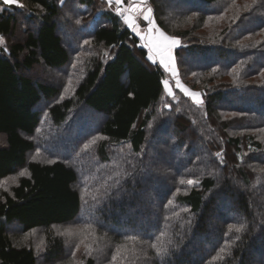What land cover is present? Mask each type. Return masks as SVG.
Here are the masks:
<instances>
[{
    "label": "trees",
    "instance_id": "1",
    "mask_svg": "<svg viewBox=\"0 0 264 264\" xmlns=\"http://www.w3.org/2000/svg\"><path fill=\"white\" fill-rule=\"evenodd\" d=\"M20 2H0L8 46L0 47V180L27 175L0 194V264L70 257V244L51 233L41 256L16 244L11 226L28 234L85 222L94 225L85 264H113V255L114 264H264V0H149L156 24L184 42L180 76L204 101L180 96L170 109L165 71L100 0ZM178 22L190 26H167ZM27 23L33 27L19 34ZM82 51L94 55L68 95V67ZM39 65L57 72L55 82L29 75ZM40 106L65 141L29 138L42 123ZM38 147L53 161H29ZM230 224L247 227L230 232ZM161 236L172 243L157 257L150 244ZM121 245L135 247L137 258L117 254Z\"/></svg>",
    "mask_w": 264,
    "mask_h": 264
},
{
    "label": "rangeland",
    "instance_id": "2",
    "mask_svg": "<svg viewBox=\"0 0 264 264\" xmlns=\"http://www.w3.org/2000/svg\"><path fill=\"white\" fill-rule=\"evenodd\" d=\"M64 2H65V0H64ZM100 2H101V5L103 6V8L111 9L114 12L117 13V11H116V5L114 3L110 7L108 5V3H107V0H100ZM148 3L152 7V5L150 4L149 0H148ZM127 4H128V0H125L124 6L126 7ZM67 8H69V7H67ZM166 11H169V10H167V8H166ZM153 15H154V11H153ZM194 18L197 19L196 16ZM154 19H155V17H154ZM195 19H194V21L192 20V22H190V24L191 23H194L195 22ZM121 20L124 23V20H123L122 17H121ZM170 20L171 19H169L168 21L173 23V21H170ZM155 23H156V21H155ZM172 23L169 24V25H167V26H168V28L170 30H173V31H176V29H183V30H185L187 27L190 26L189 23H188V25H187V23L185 25L182 24V23H179V22L178 23H175V24H172ZM137 24L139 25L140 34L143 35V36H148V32H147L148 24H147V22L144 21L142 19V17H137ZM125 25L128 27L127 24H125ZM31 27H33V26L30 25V24H28V23L25 24V25L21 24V26L18 29V32H19V34H22V33H24V31L28 30ZM162 31L167 36L177 38L175 36H172V35L166 33L164 30H162ZM134 33L136 34V32H134ZM153 35H156V33L153 32ZM195 35L197 37V36H201L202 34H201V32H196ZM137 36L140 39V46L143 47V48H145L147 50V52H148V58H147L148 63H150L152 65L159 64L163 68V70L166 73V79L169 81V86L172 88L173 92L175 93L176 99H173L171 96H169L165 92L164 99L166 101H164V104L163 105L165 106L167 104V105H171V107H172V104H174V103L175 104L176 103L178 104V103L182 102L183 100L181 99L180 96H182V98H184L186 100H191L192 102H194V100L190 96L185 95L178 87L175 86L176 77H173L172 74L169 71H166L165 70L164 66L160 63V58L158 56H155L154 53H150L148 47H145L144 46L145 45V40H142L140 35H137ZM177 39H179V41H180V46L176 47L173 50V55L175 56V59H176V66H177L178 77H179L181 83L185 87H187L190 91H193V92H197V93L202 94L200 91H198L196 89H193L191 87V85L190 84H187L185 82V80L182 79L181 76H180V71H179V67H178V64H177L176 52H177L178 49H180L184 45V42L180 38H177ZM4 40H5V43L3 45H0V47H2L4 49L5 48L7 49L8 48L7 41H6V39H4ZM93 55H94L93 52L92 53H88V52L87 53H83V51H82L78 55L74 56V62H73V64L70 67H68V69H70V71H72V73H73V80H71V87L67 88V90L69 91L68 92V95L70 94V92L73 91L74 88H76L78 82H80V80L83 77V74H84V71H83V69H84L83 63L85 62L86 58L88 56L89 57H92ZM150 55H154L155 62H153V60H150L149 59V56ZM73 65H74V67H73ZM29 75L32 76L34 79H36L39 82H43V83H53V82H55V79H56L55 76L57 75V72H53V70L46 69L44 66L39 65V66H36L35 69L29 73ZM189 79L190 80H188V81L191 82V79L192 78L190 77ZM201 99L203 100V96L202 95H201ZM171 101H173V102H171ZM165 108L170 109L168 107H165ZM39 109L41 110V112L43 114L42 123H41L40 127L38 128V130L36 131V134L34 136L29 137V138L31 140H34L37 143H40V144L43 141H44L43 143H45V141H48L49 142L50 140L51 141H56L57 140V142H58L59 141V138H60L61 141H65L66 139L61 138L60 136L58 137L56 135L57 129H56L55 126L52 125V123L50 121V118H49L48 112H47L48 107L47 106L46 107L40 106ZM156 137L159 138V139L158 138L157 139L155 138V141L157 142V141H159L161 139H164L166 136L164 135V131H161L160 133H158L156 135ZM67 138H69V137H67ZM5 143H6V138L3 135H0V146H4ZM38 146H39V144H38ZM40 147H38L37 150H35V151H33L32 153L29 154V161H40V162L53 161L52 159H50V156L47 157V155L43 153V151H42V149ZM37 153H39V155H37ZM21 172H24L25 173V175H23V176H26L27 175V171L26 170H22L17 175H15V176L9 177V178H7L5 180H0V194L1 193L11 192L12 188L18 184L19 179L21 177H23V176L20 175ZM5 181H7V183H5ZM85 188H87V190L89 191L90 185H86ZM87 192H85V194H87ZM75 225H77V224L76 223H71V224H66V225H60V226H55V227H53L51 229H48V230H46V229L35 230V231H32V232H30L28 234H22L21 231L19 230L20 228L17 227V226H11L9 228V230H10L11 236L14 239V241H15L16 244H18V245L27 244V245L33 247L34 250L36 251V253L38 255H40V256L45 251L47 235L49 233H51L52 235H54V236H56V237H58L60 239H64L66 243L70 244V252H71L70 253V257L63 264H85V261H86V258H87V254H86V251L87 250H86L85 245L86 244H90L91 246L94 245V242H93L92 239H90V236L88 235V239L85 240V244H80L79 251H76V246H77V244H79L80 237L74 236V237L69 238V237H64V236L57 235V231L58 230L63 231L65 229H67L68 227L75 226ZM25 237H27V239ZM42 242H43V248H42V250L41 251H37V246L38 245H41Z\"/></svg>",
    "mask_w": 264,
    "mask_h": 264
},
{
    "label": "snow or ice",
    "instance_id": "3",
    "mask_svg": "<svg viewBox=\"0 0 264 264\" xmlns=\"http://www.w3.org/2000/svg\"><path fill=\"white\" fill-rule=\"evenodd\" d=\"M2 3L4 5H17L20 8L25 7L23 3L20 2V0H2ZM60 3L63 4L64 0H60ZM108 5L111 7L113 3L116 5V11L118 15H120L124 23L128 25L134 32H136L137 35L141 36L142 40H145V47H148L150 53H154L155 56H158L160 58V63L164 66L166 71H169L173 77H176L175 80V86L178 87L185 95L190 96L194 102L197 105H202L203 100L201 99V94L197 92L190 91L187 87H185L179 77L177 72V66H176V59L173 55V50L180 46V41L177 38L167 36L155 23L154 15H153V8L149 5L148 0H128V4L125 7V0H107ZM252 3L255 4L256 0H252ZM234 6V5H233ZM250 6L245 5V10H248ZM4 9L0 8V12H2ZM137 17H142L144 21L147 22L148 28V36H143L140 34L139 25L137 24ZM221 19L223 17H220ZM236 17H233L235 19ZM209 19H212V17H209ZM79 23V21H77ZM153 32L156 33V35H153ZM5 43V40L2 36H0V45H3ZM85 44L90 43V41H84ZM7 51V49H4ZM105 55L107 53L105 52ZM154 55H150L149 59L153 60ZM74 67V65H73ZM235 71V69H233ZM262 76H264V73H261ZM69 86L71 85V80L68 81ZM164 84V90L165 92L171 96L173 99H176L175 93L173 92L172 88L169 86V81L165 79L163 81ZM165 107L171 108V105H165ZM179 111V109H177ZM262 132H264V129H261ZM96 139H106V137H98ZM96 139L92 140V144L96 143ZM90 147L89 144H85L84 148L88 149ZM39 155V153H37ZM52 162V161H49ZM129 163H131L129 161ZM117 167L119 165H116ZM260 171L264 172V169H261ZM21 176L25 175L24 172L20 173ZM117 176L121 175V172L116 173ZM7 183V181H5ZM181 184L185 183L184 179L180 180ZM198 181L189 179L187 180L188 185H195ZM116 184H119V180L116 181ZM115 186V185H113ZM6 190V189H5ZM85 192H87V188L84 189ZM97 193L99 192V189H96ZM179 191V190H178ZM91 199L93 201H97V196L92 195ZM87 202V201H86ZM171 204L172 202L169 201ZM246 224H230L228 230L231 232L232 230H235L237 233L243 232L246 229ZM94 225L90 222H85L84 226L81 228L79 225L70 226L67 229L60 231H57V235L64 236V237H80L79 244L76 246V251H79L80 244H85V240L88 239V230L93 229ZM94 235V232L92 233ZM27 239V237H25ZM240 237H236V239H239ZM129 239L135 241L136 237H130ZM172 241L169 239L166 243L163 241V236L157 237L156 242H153L150 244V247L155 251V255L157 257H164L169 254L168 244H171ZM86 254L91 255L92 254V246L90 244H86ZM43 248V242L41 245L37 246V251H41ZM121 249H124L126 253H129L133 259L137 258V249L135 247L128 248L127 245H121L118 246L116 249V253L119 254L121 252ZM220 252H225V248H221ZM147 258V254H144ZM116 255H113L112 262L116 261Z\"/></svg>",
    "mask_w": 264,
    "mask_h": 264
},
{
    "label": "crops",
    "instance_id": "4",
    "mask_svg": "<svg viewBox=\"0 0 264 264\" xmlns=\"http://www.w3.org/2000/svg\"><path fill=\"white\" fill-rule=\"evenodd\" d=\"M0 2L2 3V0H0ZM4 5V4H3ZM5 6V5H4ZM0 8H2L3 9V7L2 6H0Z\"/></svg>",
    "mask_w": 264,
    "mask_h": 264
}]
</instances>
